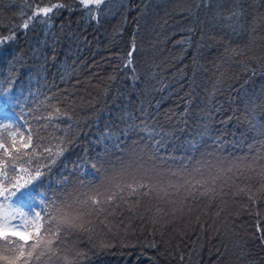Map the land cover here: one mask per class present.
I'll use <instances>...</instances> for the list:
<instances>
[{
    "label": "trees",
    "instance_id": "16d2710c",
    "mask_svg": "<svg viewBox=\"0 0 264 264\" xmlns=\"http://www.w3.org/2000/svg\"><path fill=\"white\" fill-rule=\"evenodd\" d=\"M57 3L68 7L53 10L50 26L33 21L28 29L22 27L34 9ZM77 4L79 0H0V33L16 35L15 42L0 48V124L12 122L0 127V143L9 141L13 148L8 154L0 149V168L11 167L5 176L0 172V188L10 192L17 180L23 185L2 209L0 221L13 205L22 211L24 204L32 205L33 199L22 193H32L36 203L31 207L43 217L51 201L59 204L80 192V181L94 174L93 163L101 175L118 176L136 151L152 155L150 141L128 127V114L139 117L142 107L171 132L155 156L179 161L173 164H183L187 155L207 147L225 156L264 151V137L257 131L264 126V108L257 107L249 123L251 101L264 92V0H105L95 20ZM237 5L243 22L233 31L226 17ZM133 40L138 78L133 82L132 71L125 68L111 81L116 57L126 56ZM181 40L191 42L180 45ZM232 49L246 55L232 62ZM153 72L163 84L150 79ZM218 78L222 83L213 96ZM72 101L75 112L68 108ZM52 105L72 112L78 127L73 128L74 142L49 171L42 167L43 149L63 139L69 123L46 119ZM29 136L31 146L24 148ZM153 158L148 164L156 169ZM31 161L28 170L23 163ZM38 163L40 176L35 173ZM242 177L248 183L238 180L233 187L243 188L241 194L230 191L211 201L188 197L179 205L182 212L157 198H142L143 206L131 210L121 203L113 213L120 222L116 229L94 226L92 240L75 233L84 255L73 264H264V191L256 177ZM41 192L47 204L41 203ZM40 224L41 231L47 227L43 219ZM68 238L60 255L71 257L76 249L66 251Z\"/></svg>",
    "mask_w": 264,
    "mask_h": 264
},
{
    "label": "snow or ice",
    "instance_id": "6c2138e0",
    "mask_svg": "<svg viewBox=\"0 0 264 264\" xmlns=\"http://www.w3.org/2000/svg\"><path fill=\"white\" fill-rule=\"evenodd\" d=\"M73 3H75V0H73ZM104 4L105 0H79L77 8L84 12L89 20H95L97 19L96 13L103 12L101 6ZM66 7L68 6L64 3L37 7L29 14L22 24V27L28 29L33 21L50 26L52 19L50 14L53 13V10ZM37 17L41 18L37 19ZM226 19L231 21L229 27H231L233 31L240 28L243 22L242 9L237 5L230 11ZM189 31H191V29H189ZM15 40L16 35L12 32L7 36L0 33V48H3L11 42H15ZM190 42V40L178 41L180 45ZM135 51V41L133 40L126 56L120 55L116 57L115 67L109 77L111 81L114 82L117 79L118 73L128 68L132 71V79L133 82H135L138 78L135 74L132 60ZM245 55L246 52L244 50L232 49L230 53L232 62H235L237 57H244ZM178 58L179 57H177V59ZM249 59L256 62L253 57ZM261 62H264V58H261ZM240 63L243 64L245 68L248 67L247 63L243 60H241ZM156 66L159 67V65ZM180 75H182V73ZM222 76L223 73L221 72V77ZM178 78L179 77H177V79ZM150 79L163 84V82L158 79V74L155 72L152 73ZM9 80H11V77H9ZM221 83L222 80L218 78L216 84L213 85V96L219 91L218 85ZM153 90L156 89L154 88ZM108 91H110V86L106 89L105 95H107ZM4 95L6 96L7 92H4ZM67 99L68 97L65 96L64 100ZM251 103L254 107L249 109V114L252 116V120H249V123L253 124L256 108H264V92L256 94ZM52 108L53 112L50 113L46 119L51 121L52 119L66 118L69 123L65 129L63 139H58L55 145H45L43 149L42 167L49 171L58 163L63 154L68 150L69 145L74 142L73 128L78 127L72 115V112H75V101H72V103L68 105V108L72 109V112H69L67 109L62 110V108L57 105H52ZM216 110L219 111V109ZM137 119L140 120L139 124L135 122ZM127 120L129 121V128L138 130L150 141L153 156L156 155V150L158 148L165 145L167 137L171 135L170 131L165 130L163 125H160L159 120L156 118V114L143 107L140 109L139 117L129 113ZM257 131L260 136L264 137V126L259 127ZM21 139L23 140V137H21ZM14 143L15 141H13V144ZM30 146L31 136H29L26 141H23L24 148H29ZM0 149H3L5 152L8 151V147H6L4 143H0ZM105 151H107V149H105ZM15 158L16 157H13V159ZM244 161H250V163H244ZM241 164H243V167H241ZM241 164L234 163L232 167L227 169H218L214 174H211L210 179L194 180V182L185 180L183 184H169L165 186L162 183L156 182L160 173H157L155 169H150L143 165L137 166L134 171H129L128 168H125L118 176H107L101 175L100 167H98L96 163H93L91 165L94 170L93 176L88 178L87 181H80L82 188H86L87 191H81L80 196H76L71 202L62 200L57 204L55 200L51 201V207L44 209L43 217H41L40 212H35L31 230H20L18 225L11 224V221L15 219L16 216H20L25 220L27 219L26 213L22 211L20 207L13 205L11 214H2L4 218L0 221V240L5 241V248L3 251H0V260H3L4 264H29L30 260L33 258L41 260V257H45L51 260L56 257L63 259L64 264H73V257H80L84 254L79 249H76L72 252L71 257L67 254L63 257H59L61 251L60 245L64 243L65 237L72 233H81L87 234L88 239L92 240L95 235L94 225L97 222H99V224H104L106 216L113 214L121 203L126 204L128 209L131 210L133 207L139 206L142 198L167 200L168 203L174 206L182 205L188 197H192L195 200L199 196L201 198H207L210 201L215 200L217 197L222 198L227 194L224 191V184L227 183L228 179H231L230 174L233 173V169H236L241 175H243L245 169L255 172L260 177L261 190L264 191V154L244 157ZM24 171L26 172L27 170L25 169ZM180 171H183V169H180ZM197 171H199V169H197ZM35 173L36 176L41 175V165L39 163L35 168ZM172 175L175 176L178 175V173L172 172ZM31 179L32 177H30L28 181H25V184L29 183ZM221 180H223L224 184H221L218 190L217 182ZM235 183L236 181L234 180L233 184ZM12 187L14 190L10 192L6 187L0 188V196H3L5 201L10 202V197L15 196L23 185L17 180L16 184ZM169 189H174V191L170 192ZM182 191L183 195L181 194ZM6 192H8V195H5ZM238 192H244V189L240 188ZM21 195H27L35 200L31 192L22 193ZM40 196L43 198L41 203L47 204L49 202L44 192H41ZM170 196H175L177 199H168ZM249 198L251 199V197ZM176 210L182 212L183 208L177 207ZM157 211L159 212L160 209H157ZM102 216H104L105 219H101ZM94 217L95 219H93ZM41 219L47 224V227L44 229V235L41 234ZM109 231H111V229H109ZM10 237H15L18 241H22L23 243H17L11 240ZM261 239L264 240V237ZM29 241H31V243H29ZM151 246L155 247V244ZM66 251L71 250L69 249ZM180 259L183 261V255L180 256ZM41 264H43V262H41Z\"/></svg>",
    "mask_w": 264,
    "mask_h": 264
},
{
    "label": "rangeland",
    "instance_id": "374dc122",
    "mask_svg": "<svg viewBox=\"0 0 264 264\" xmlns=\"http://www.w3.org/2000/svg\"><path fill=\"white\" fill-rule=\"evenodd\" d=\"M8 117H10V116L7 115V118ZM8 119H10V118H8ZM8 122H10V121H8ZM2 126H12V122L7 123V124L4 122L3 124H0V127H2ZM3 143L6 145V147H8L9 150L10 149L13 150L12 145L9 141L3 142ZM9 150L7 152L4 151L3 153L8 154ZM261 150L260 151H254V154H250L248 156H247V153H243L242 155L239 153L228 154L227 156H225V153L220 151V150H219V152H215V153H214V150H211L209 152L208 147H207L204 150L202 149L200 152H198L196 154L194 153V154L187 155V158L189 160L184 161L183 164H177V163L173 164L175 161L176 162H179V161L176 159L168 158L164 155L154 157L153 155H148L147 152L146 153L141 152V154H140L138 151H136L133 159H130L129 162H126V161L123 162V167H124V169L128 168V170H135V168L137 166L143 165L144 167H147L150 169H155L152 166L149 167V164H148L149 162L152 161L151 159L154 157L153 159L156 160L155 162H157V164H158L157 167L159 168V169L156 168L155 171L157 173H160L159 178L163 177L162 179H159V181H160L159 183H162L165 186H167L169 184L179 185V184H183L185 180H189V181L194 182V180L210 179L211 174H214L218 169H227L229 167H232V165L234 163L235 164H241V161L243 160L244 157H253V156H259L261 154H264V151L263 150L261 151ZM25 153H27V151H25ZM32 156L34 158H36L35 154H32ZM31 163H32V161L28 162V163H23V164L27 165L28 170H32ZM244 163H250V161H244ZM23 164H21V165H23ZM172 164H173V166H171V167L173 169L169 168L170 167L169 165H172ZM241 167H243V164H241ZM7 169H11V167L2 166L0 168V172L5 176L7 173ZM180 169H183V171H180ZM197 169H199V171H197ZM172 172H177L178 175L173 176ZM235 172H236V169H233V173L230 174L231 179H228L226 184H224L223 180L218 181L217 182V189L219 190V186L221 184H224V191L226 193L231 191L232 196H237V194H241L240 192H238V188L237 189L233 188L234 186H237L236 184L235 185L233 184V181L234 180L235 181L240 180V182H242V184L245 182L248 183V181L246 178L243 179L241 174H240L241 177H240V175H235L236 174ZM248 173L250 174V178L253 177L255 179V177H256L257 179L260 180V177L255 172H251V171H248L247 169H245L244 174L247 175ZM237 177L239 179H237ZM254 179H251V181L255 182L256 180H254ZM250 184L253 187V184L252 183H250ZM73 186H74L73 183H71L69 185L70 188ZM81 191H84V190L81 188L80 192L78 194L76 193V195H74V197L68 196V197L62 198V200L67 201V202H71V200L73 198H75L76 196H80ZM169 191L173 192L174 189H169ZM181 194L183 195V191ZM81 198H83V197H81ZM175 198L177 199V197H175V196H170L168 199L175 200ZM255 200L256 199H254V202H255ZM158 201L160 204L162 202L163 204L170 206V208H172V209H176L177 207H180L179 205L174 206V205L168 203L167 200L158 199ZM256 201L258 202V199ZM8 202L9 201H5L4 198L3 199L0 198V216H1V213L3 211L2 209L5 207L6 203H8ZM31 202H32L31 204L34 205L36 203V200H32ZM32 205L24 204L22 207V208H24V212L27 215V220H26L27 223H22L21 221L13 219L11 221V224L12 225H18L20 230H24V229L31 230L32 229V221L34 220V213L36 212L31 207ZM141 206H143V205L140 204L139 207L141 208ZM181 207L184 209L183 206H181ZM118 209H119V207L116 208L115 210H118ZM116 218H117V216H114V214L107 215L106 219L104 218V216H102L101 219H105V223L99 224V222H97L94 226L102 227V228H106V229H116L120 225V222H117ZM93 219H95V217ZM41 234L42 235L45 234L44 230L41 231ZM80 234L75 236V233H72L71 235H69V238H68V241H69L68 246L69 247L66 248V245H65L66 250H69V249L72 250L73 248L79 249V250L81 249V246H80L81 243L79 241V239H80L79 235ZM77 237H78V239H76ZM10 239L16 241L17 243H23L22 241H18V239H16V238L10 237ZM29 243H31V241H29ZM4 248H5V241L1 240L0 241V251H3ZM65 249H64V252H65ZM59 257H63V256L60 255V253H59ZM77 260H78V258L73 257V262H76ZM41 262H43V264H64L63 259L56 258V257L52 258L51 260H48L45 257H41V260H36L35 258H33L30 260L29 264H41ZM0 264H4V261L0 260Z\"/></svg>",
    "mask_w": 264,
    "mask_h": 264
}]
</instances>
